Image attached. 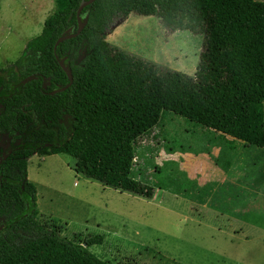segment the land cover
<instances>
[{
    "label": "trees",
    "instance_id": "1",
    "mask_svg": "<svg viewBox=\"0 0 264 264\" xmlns=\"http://www.w3.org/2000/svg\"><path fill=\"white\" fill-rule=\"evenodd\" d=\"M81 1L55 0L40 35L0 70V131L23 143L1 167L0 264H109L86 248L101 244L103 236L79 244L62 238L54 222H40L36 190L27 180L26 161L34 153L69 156L86 179L150 199L153 189L131 177L134 142L163 112L264 148V2L95 0L80 13L81 20L87 16L80 34L54 54L57 39L68 29L76 32ZM131 12L165 21L183 12L202 16L195 79L157 69L105 42L112 21ZM55 55L71 70L72 83L49 95L68 83ZM30 76L37 79L19 85ZM34 117L45 127L36 128Z\"/></svg>",
    "mask_w": 264,
    "mask_h": 264
},
{
    "label": "rangeland",
    "instance_id": "2",
    "mask_svg": "<svg viewBox=\"0 0 264 264\" xmlns=\"http://www.w3.org/2000/svg\"><path fill=\"white\" fill-rule=\"evenodd\" d=\"M52 8L53 0H0V70L40 35ZM203 28L197 13L165 21L131 12L112 21L105 42L195 79ZM134 152L131 177L153 189L150 199L86 179L69 156L34 153L27 180L40 222L79 244L103 236L86 248L109 264H264V148L163 112Z\"/></svg>",
    "mask_w": 264,
    "mask_h": 264
},
{
    "label": "water",
    "instance_id": "3",
    "mask_svg": "<svg viewBox=\"0 0 264 264\" xmlns=\"http://www.w3.org/2000/svg\"><path fill=\"white\" fill-rule=\"evenodd\" d=\"M95 0H82L77 8V12H76V16H77V28H76V32L75 33H72V29H68L66 30V32L60 36L57 41L55 42V45H54V54H55V50H56V47L62 43L63 41L65 40H68V39H71V38H74L76 37L77 35L80 34V32L83 30V28L85 27L86 23H87V16L81 20L80 18V13L81 11L87 7L88 5H90L91 3H93ZM55 59L56 61L58 62V65L59 67L63 70V72L65 73L67 79H68V83L63 86V87H58L56 88L55 90L49 92L48 94L49 95H54V94H57V93H60V92H63L65 91L72 83V74H71V70L68 68V66H66L64 64V61L59 59L57 55H55ZM37 79V77H34V76H30V77H27L23 80H21V82L19 83V85H24L25 83L31 81V80H35ZM45 87V79H43L42 81V88ZM1 230V228H0Z\"/></svg>",
    "mask_w": 264,
    "mask_h": 264
},
{
    "label": "flooded vegetation",
    "instance_id": "4",
    "mask_svg": "<svg viewBox=\"0 0 264 264\" xmlns=\"http://www.w3.org/2000/svg\"><path fill=\"white\" fill-rule=\"evenodd\" d=\"M53 91V90H52ZM34 122L36 123V128L45 127L34 117ZM65 130H69V126L65 123ZM55 131V130H54ZM15 136H10L9 134L0 131V184L3 181L1 167L8 160L9 157H12L22 146L21 137L14 138ZM1 230L3 226H0ZM0 230V231H1Z\"/></svg>",
    "mask_w": 264,
    "mask_h": 264
},
{
    "label": "crops",
    "instance_id": "5",
    "mask_svg": "<svg viewBox=\"0 0 264 264\" xmlns=\"http://www.w3.org/2000/svg\"><path fill=\"white\" fill-rule=\"evenodd\" d=\"M54 8H55V0H53V8H52L51 13L53 12ZM51 13H50V14H51ZM48 16H49V15H48ZM48 16H47V17H48ZM47 17H46V18H47Z\"/></svg>",
    "mask_w": 264,
    "mask_h": 264
}]
</instances>
